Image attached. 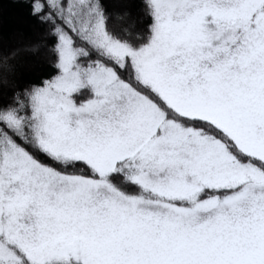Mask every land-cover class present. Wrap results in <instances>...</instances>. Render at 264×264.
<instances>
[{
  "label": "snow or ice",
  "instance_id": "6c2138e0",
  "mask_svg": "<svg viewBox=\"0 0 264 264\" xmlns=\"http://www.w3.org/2000/svg\"><path fill=\"white\" fill-rule=\"evenodd\" d=\"M0 264H264V0H0Z\"/></svg>",
  "mask_w": 264,
  "mask_h": 264
},
{
  "label": "trees",
  "instance_id": "16d2710c",
  "mask_svg": "<svg viewBox=\"0 0 264 264\" xmlns=\"http://www.w3.org/2000/svg\"><path fill=\"white\" fill-rule=\"evenodd\" d=\"M5 38L13 41H24L32 35L22 8L5 5Z\"/></svg>",
  "mask_w": 264,
  "mask_h": 264
}]
</instances>
